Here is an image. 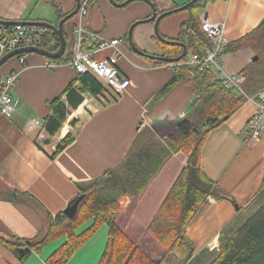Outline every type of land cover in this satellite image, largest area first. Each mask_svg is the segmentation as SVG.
Returning a JSON list of instances; mask_svg holds the SVG:
<instances>
[{
  "label": "crops",
  "instance_id": "obj_1",
  "mask_svg": "<svg viewBox=\"0 0 264 264\" xmlns=\"http://www.w3.org/2000/svg\"><path fill=\"white\" fill-rule=\"evenodd\" d=\"M112 1L96 0L83 25L106 40L120 41L117 68L131 83L121 96H116L93 77L103 87L102 92L97 96L82 94V101L54 136L45 129L28 131V121L43 122L51 114L47 103L61 95L70 83H74L71 92L78 93L77 75L63 65L54 70L45 69L47 58L38 54H26L22 63L14 57L0 68V82L9 74L19 73L14 93L18 103L16 112L10 116L0 115V239L23 245L34 241L43 233L47 215L54 218L79 195L81 188L105 172L114 171L125 160L134 142L152 136L164 144L178 123L196 121L195 98L184 84H176L161 99L156 97L174 72L169 65L154 66L147 57L161 55L162 44L155 39L153 23L139 24L132 31L134 46L146 56L128 45L130 26L148 19L152 14L151 6L137 0L117 7ZM125 1L115 0L117 4ZM149 1L160 15L175 11V7L185 6L190 0ZM76 5L77 0H0V20L39 21L56 26ZM195 15L199 22L207 19L223 24V36L229 44L261 22L264 0H215L197 9ZM188 17L186 10L172 12L159 21L158 35L165 40L176 39L180 25ZM77 22L75 15L63 23L67 50L71 48ZM110 55L112 51L107 49L97 52L95 58L103 60ZM253 56L248 48L222 52L220 63L224 74L241 73ZM212 72L219 78L216 71ZM62 101L66 107L72 103L66 97ZM255 111V100L247 99L205 140L200 169L233 199L234 204L228 200L209 199L208 206L189 225L186 235L194 245V253L188 264H209L213 260L218 252L221 230L261 189L264 134L257 142L247 143V125ZM67 134L73 136V141L50 159L49 155ZM36 139H48L49 143H43L40 149ZM186 161L187 156L182 151H174L142 192L119 199L118 226L154 263L163 258L165 251L150 237L147 228ZM92 223V220L86 221L75 233L86 230ZM107 237L108 229L103 224L64 264H98ZM65 241L66 237L58 238L45 245L40 253L29 248V256L23 263L0 241V264H45ZM172 259L169 264L178 263L176 256Z\"/></svg>",
  "mask_w": 264,
  "mask_h": 264
},
{
  "label": "trees",
  "instance_id": "obj_2",
  "mask_svg": "<svg viewBox=\"0 0 264 264\" xmlns=\"http://www.w3.org/2000/svg\"><path fill=\"white\" fill-rule=\"evenodd\" d=\"M213 1L215 0H190L186 4L187 7L183 10L189 13L188 19L180 25L178 37L167 40L176 44L166 43L162 41L163 37L159 36L158 39L155 35L157 42L162 44L161 58L180 57V44L185 45L186 56L204 53L209 41L201 32L195 11ZM182 7L174 9L177 11ZM45 35L44 40L51 45L50 50L56 51L59 46L57 36L49 29ZM67 47L66 43L65 54L60 60L70 57L71 48L67 50ZM242 48L250 49L254 53L253 57H257L256 61H251L241 72L245 77L243 94L237 95L222 88L219 78L210 70L198 71L175 66L172 78L156 97L161 99L176 84H184L195 98L196 121L192 123L183 120L178 123L174 133L164 144L152 136L134 142L125 160L114 171L105 172L81 188L79 195L69 202L68 205H71L79 196H84L74 219H69L63 212L54 218L47 215L45 229L37 239L23 245L1 238L4 247L16 256V250L21 247H29L40 253L48 243L66 237V241L45 261V264H64L104 224L108 229V237L98 264H160L154 263L118 226L116 220L120 208L119 199L123 196L133 197L142 192L171 154L182 151L187 156L186 166L149 224L147 233L165 250V256H176L179 259L177 264H187L192 259L194 245L187 237L186 229L208 206L209 199L228 200L234 204L228 194L203 174L200 169V155L208 134L223 125L247 99L255 98L259 92L264 91V18L251 32L227 44L223 53ZM149 61L154 66L176 63L163 59ZM76 75L77 94L71 92L74 84L72 82L61 95L47 103L51 114L44 118L43 125L50 136H54L65 124L68 115L82 101V94L97 96L103 90L92 76ZM64 97L72 101L68 107L62 101ZM74 123L70 122L71 125ZM72 141L73 136L67 134L49 158L53 159ZM35 142L42 149L44 141L36 139ZM30 200L34 206L41 208L36 201ZM88 220H92V225L80 233H75ZM29 253L20 259L22 263ZM209 264H264V178L260 191L251 203L221 230L218 252Z\"/></svg>",
  "mask_w": 264,
  "mask_h": 264
},
{
  "label": "built area",
  "instance_id": "obj_3",
  "mask_svg": "<svg viewBox=\"0 0 264 264\" xmlns=\"http://www.w3.org/2000/svg\"><path fill=\"white\" fill-rule=\"evenodd\" d=\"M96 0H80L76 15L78 22L73 31L71 54L68 59H47L44 68L54 70L60 65L68 67L76 74H87L98 80L112 91L116 96H121L131 85L128 78L121 76L117 61L120 57L119 40H106L98 33L89 30L83 25L89 9ZM115 1V0H113ZM201 32L209 43L202 55L191 54L184 56L175 64H170L171 70L175 66H185L198 71H216L220 85L225 90L234 94H243L242 85L245 77L242 73L225 75L220 63V56L227 41L223 36V24L214 23L207 19L200 22ZM47 28L33 25H0V57L8 52L24 47H37L51 51V45L44 38ZM111 50L112 55L103 60H97L95 54L99 51ZM54 52V51H51ZM23 62V57L19 58ZM19 80V73L5 76L0 86V115L10 116L17 109V101L14 99L15 88ZM256 111L248 121L247 143L257 142L264 134V91L259 92L255 98ZM28 131H43V122L37 119L29 120Z\"/></svg>",
  "mask_w": 264,
  "mask_h": 264
},
{
  "label": "water",
  "instance_id": "obj_4",
  "mask_svg": "<svg viewBox=\"0 0 264 264\" xmlns=\"http://www.w3.org/2000/svg\"><path fill=\"white\" fill-rule=\"evenodd\" d=\"M79 1L80 0H77V5L75 7V9L67 16H65L63 19H61L59 21V23L54 26V25H51L49 23H46V22H39V21H29V22H8V21H3V20H0V25H16V24H22V25H33V26H40V27H44V28H47L49 29L51 32H53L57 38H58V48L56 51L54 52H51V51H48L46 49H42V48H37V47H24V48H20V49H16L14 51H11V52H8L6 53L5 55H3L2 57H0V68L8 61L10 60L11 58H14L16 56H19V55H22V54H38V55H41L47 59H52V60H58V59H61L64 54H65V51H66V41H65V37H64V34H63V29H62V26H63V23L66 22L67 20L71 19L72 17H74L78 11V7H79ZM132 1H137V0H127L125 1L124 3L122 4H117L115 1H112V3L117 6V7H123L125 6L126 4L132 2ZM139 1H143V2H146L148 3L150 6H151V9H152V14L151 16L144 20V21H138V22H135L134 24H132L128 30V34H127V42H128V45L132 48V50H134L135 52L139 53V54H142V55H147V54H144L140 51L137 50V48L134 46L133 42H132V31L133 29L135 28V26L139 25V24H142V23H153V27H154V31H155V35L158 39H160L159 35H158V32H157V26H158V23L159 21L170 15L173 11H169V12H165V13H162L161 15H157V12H156V9L155 7L153 6L152 2L149 1V0H139ZM187 6H183L180 10H183L185 9ZM176 12V10L174 11ZM162 41H165L166 43H169V44H176V42H173V41H167V40H162ZM180 46L182 47V54L180 57L176 58V59H164V58H161V57H156V56H150V55H147V57L151 58V59H156V60H165V61H172V62H178L181 58H183L186 54V47L184 44H180ZM257 60V57H253L252 58V61H256ZM49 141L48 139L44 140V144H48ZM84 196H79L77 199H75V201L71 204V205H68L66 207V209L63 210V213L69 218V219H74L76 213H77V208H78V205L79 203L83 200ZM237 208V207H236ZM27 252H30V249L29 247H23V248H19L16 250V253L18 255V258L21 259L22 257L25 256V254Z\"/></svg>",
  "mask_w": 264,
  "mask_h": 264
},
{
  "label": "rangeland",
  "instance_id": "obj_5",
  "mask_svg": "<svg viewBox=\"0 0 264 264\" xmlns=\"http://www.w3.org/2000/svg\"><path fill=\"white\" fill-rule=\"evenodd\" d=\"M11 59H15V58H11ZM171 261H173V259L170 256H168V255L165 256V254H164L163 258L158 263H160V264H169L168 262H171Z\"/></svg>",
  "mask_w": 264,
  "mask_h": 264
}]
</instances>
